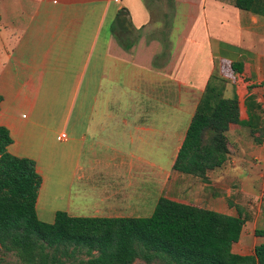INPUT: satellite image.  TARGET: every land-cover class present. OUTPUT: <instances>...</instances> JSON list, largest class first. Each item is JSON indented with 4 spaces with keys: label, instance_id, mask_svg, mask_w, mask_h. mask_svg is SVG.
Returning a JSON list of instances; mask_svg holds the SVG:
<instances>
[{
    "label": "crops",
    "instance_id": "0c3cea01",
    "mask_svg": "<svg viewBox=\"0 0 264 264\" xmlns=\"http://www.w3.org/2000/svg\"><path fill=\"white\" fill-rule=\"evenodd\" d=\"M167 1L169 23L166 14L155 17L149 0H0V126L11 139L7 152L34 162L39 221L52 223L57 211L137 218L152 203L157 151L168 141L153 201L179 198L174 176L185 175L171 170L173 148L217 65H242L234 91L238 120H246V86L254 95L264 83V16L236 9L233 0H157L159 8ZM120 8L137 34L128 50L111 33ZM237 129L229 124L225 133L231 153L227 134ZM175 131L182 132L174 138ZM94 176L102 190L88 192L81 181ZM80 194L98 199L71 206Z\"/></svg>",
    "mask_w": 264,
    "mask_h": 264
},
{
    "label": "trees",
    "instance_id": "16d2710c",
    "mask_svg": "<svg viewBox=\"0 0 264 264\" xmlns=\"http://www.w3.org/2000/svg\"><path fill=\"white\" fill-rule=\"evenodd\" d=\"M232 5L264 16L261 0H233ZM135 32L127 11L118 9L111 25L117 44L128 50L137 37ZM228 65L233 73L242 70L240 63ZM252 88L246 86V120L239 121L234 87L226 94L225 86L210 74L172 171L205 180L207 171L218 169L231 155L225 137L229 124L247 128L253 142L261 144L262 109L250 92ZM10 143L7 129L0 126V250L20 264H264V228L253 230L261 242L251 254L231 251L244 223L238 208L236 216H229L159 197L146 218L71 217L57 211L52 223H43L35 214L41 180L34 162L10 155Z\"/></svg>",
    "mask_w": 264,
    "mask_h": 264
},
{
    "label": "rangeland",
    "instance_id": "374dc122",
    "mask_svg": "<svg viewBox=\"0 0 264 264\" xmlns=\"http://www.w3.org/2000/svg\"><path fill=\"white\" fill-rule=\"evenodd\" d=\"M150 5L155 14V17L161 19V14L167 15V23L170 22L171 12L167 3L163 2L162 7L159 8L157 0H149ZM167 12V13H163ZM161 13V14H160ZM162 20V19H161ZM212 74L222 83L226 88V94L229 95L231 88L239 86L241 75L232 72L227 64L218 65ZM238 79V83L235 82ZM262 86V88H261ZM254 97H259L261 106L260 119L264 123V83L257 86L253 90ZM184 121L175 126L176 130L183 128ZM175 131L174 138L179 134ZM170 134V133H169ZM226 137V136H225ZM228 139L234 145V151L231 155H227L225 162L218 168L212 171H207L205 180H200L191 176H174L177 181L175 187L180 193L177 201L191 204L199 208L212 210L229 216H236V209H240L241 217L244 218V223L241 228L238 241L232 245V252L241 255L251 254L252 248L261 242L260 238L254 237V229L264 228V140L261 144L256 145L247 128L238 126L236 131L227 134ZM172 145L168 141L166 148H158L157 160L159 164V171L157 172V181L152 178V203H148L142 208L147 210L135 213L137 218L149 217L154 209L155 201L153 197L159 193L161 180L164 177L167 169L166 163L168 155L171 152ZM86 152V149H84ZM103 149H95L96 153ZM149 149H147L148 151ZM174 147L173 151L176 152ZM152 158L155 157L152 149ZM165 166V167H164ZM94 176L89 181H81L84 184V189H94L96 191L102 190V179H96ZM95 180V181H94ZM175 181V182H176ZM126 182V180H125ZM136 184L140 185L139 180H135ZM95 191V192H96ZM89 192V191H88ZM93 192V193H95ZM92 193V192H90ZM97 197L80 194L72 196L70 199L71 206L76 207H90L93 206V201H97ZM100 206V205H99ZM91 212L85 211L78 217H90ZM100 216V215H98ZM80 259H85L84 256H79ZM0 264H20L18 260L11 254H3L0 250ZM67 264H76L69 262ZM132 264H143L140 261H135ZM158 264V263H152Z\"/></svg>",
    "mask_w": 264,
    "mask_h": 264
},
{
    "label": "built area",
    "instance_id": "2783aa9c",
    "mask_svg": "<svg viewBox=\"0 0 264 264\" xmlns=\"http://www.w3.org/2000/svg\"><path fill=\"white\" fill-rule=\"evenodd\" d=\"M58 138H59V139H64V134H60V135L58 136Z\"/></svg>",
    "mask_w": 264,
    "mask_h": 264
}]
</instances>
